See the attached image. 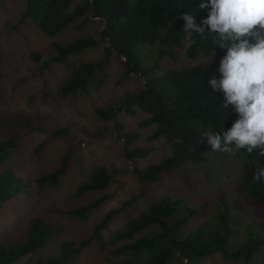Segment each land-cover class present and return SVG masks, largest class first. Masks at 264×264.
Instances as JSON below:
<instances>
[{"label": "trees", "instance_id": "obj_1", "mask_svg": "<svg viewBox=\"0 0 264 264\" xmlns=\"http://www.w3.org/2000/svg\"><path fill=\"white\" fill-rule=\"evenodd\" d=\"M209 0H24V10L12 30L19 33L21 26L30 24L43 34L56 38L74 26L76 32L87 27L94 20L104 25L98 36H83L68 42L54 40L51 43L53 55L45 58L40 51H32L30 57L43 74L52 65H61L70 71L68 78L59 86L58 96L82 94L90 96L99 91L107 81V64L112 53L123 59L124 71L120 81L136 77L143 86L134 92L125 93L118 102H109L96 107L94 112L104 122H112L111 132L123 142V152L132 165V170L140 182L138 194L123 202L120 207L108 211L95 225L92 235L77 243L64 239L57 252L49 256H39L31 264H76L79 256L93 240L101 242L102 230L119 215L128 214L140 202L146 208L136 217L128 220L123 228L116 231L110 241L111 249L106 258L107 264H192L221 254L225 262L252 264L257 252L264 245V234L249 232V238L235 250L228 243L235 234L234 216L226 200L221 208L200 223L195 229H187L191 220L199 213L196 206L186 205L184 199L163 197L151 201L148 185L158 183L172 169L181 170L188 165L203 168L206 177L215 173L212 166L218 157L231 158L245 166L242 192L246 199L262 207L264 215V181L257 182L254 173L264 168V156L244 150L232 154L214 152L201 137L205 132L227 131L238 119L234 107L227 110L221 106L223 93H214L209 81L218 71L226 49L217 47L214 35L205 29L203 36L196 32L190 35L186 47L183 13L195 15L196 23L208 16L209 9H201L202 3ZM204 27V26H201ZM106 44L105 54L98 60L71 61L73 56L96 49ZM145 48L157 54L152 64L143 65ZM184 50L191 59L207 57L210 60L194 66L161 69V60L176 59L174 50ZM214 52L216 55L213 57ZM144 54V56H142ZM155 74V75H154ZM2 72L0 70V82ZM1 85V83H0ZM135 108L148 114L141 120L138 129L155 126L150 140L164 139L171 148L170 156L158 164L146 167L137 165L139 160L152 154L153 148L137 146L139 132L127 131L118 120L120 113L131 116ZM105 131L100 130L99 134ZM52 137H69L68 126L51 130ZM45 142L37 147V152ZM19 146L18 136H0V168L14 155ZM70 155L61 158L59 166L52 172L42 174L34 182L39 189L58 186L66 174ZM115 172L103 165L93 167L89 179L82 182L72 194L81 198L93 192L105 191L115 180ZM26 178L13 169L0 174V211L5 205L27 192ZM113 194H103L91 202L70 209L68 218L87 221L90 216L113 198ZM62 232L61 227L35 217L30 221L26 241L18 245L0 242V264H15L23 257L36 254ZM117 258V260H113Z\"/></svg>", "mask_w": 264, "mask_h": 264}, {"label": "rangeland", "instance_id": "obj_2", "mask_svg": "<svg viewBox=\"0 0 264 264\" xmlns=\"http://www.w3.org/2000/svg\"><path fill=\"white\" fill-rule=\"evenodd\" d=\"M24 0H0V136H18L19 146L11 159L0 168V174L6 169H13L28 181L27 192L9 201L0 211V242L18 245L26 241L30 221L42 217L46 221L62 228L48 245L36 254L23 257L15 264H31L39 256H49L57 252L59 243L73 240L77 243L89 238L95 225L110 210L138 194L140 182L133 173L132 165L123 152V142L116 139L111 132L112 122H104L94 112L109 102H118L125 93L134 92L143 86L136 77L120 81L124 71L123 59L112 53L107 64V81L103 87L90 96L82 94L65 98L58 96L59 86L68 78L70 71L61 65H52L43 74L32 61L30 53L40 51L45 58L53 55L51 43L54 40L68 42L76 37L98 36L104 23L94 20L87 27L76 32L71 26L56 38L43 34L30 24L21 26L19 33L12 30L24 10ZM203 26V24L201 25ZM186 47L191 35L186 34ZM106 44L90 49L83 54L73 56L72 62L78 60H98L105 54ZM176 59L163 58L161 69L155 74L169 68L194 66L210 60L207 57L191 59L185 51L174 50ZM143 65L152 64L157 54L145 48ZM144 56V54L142 55ZM154 74V75H155ZM131 116L120 113L118 120L127 131H138L137 146L153 148L152 154L139 160V167L158 164L170 156L171 148L164 139L150 140L155 126L138 129L141 120L148 114L135 108ZM68 126L69 137H52L49 131ZM100 130L105 131L99 134ZM45 145L37 152V147ZM70 155L66 174L58 186L39 189L34 180L42 174L55 170L61 158ZM103 165L110 172H115L114 182L102 192H93L81 198H72L77 187L89 179L94 166ZM214 174L206 177L201 167L188 165L181 170L172 169L158 183L148 185L151 201L163 197L184 199L186 205L196 206L199 213L191 220L187 229H195L200 223L211 219L226 200L234 216L232 223L235 234L231 237L228 248L235 250L246 243L249 232L264 234V215L262 207L249 202L242 192L245 166L231 158H220L212 163ZM103 194H113L101 208L94 212L87 221L68 218L66 212L85 205ZM146 208L140 202L128 214L113 219L102 230L101 242L93 240L79 256L76 264H107L106 258L113 234L123 228L128 220L136 217ZM117 260V258L113 259ZM186 264H192L187 262ZM196 264H243L225 262L221 254L205 259ZM252 264H264V245L255 255Z\"/></svg>", "mask_w": 264, "mask_h": 264}, {"label": "clouds", "instance_id": "obj_3", "mask_svg": "<svg viewBox=\"0 0 264 264\" xmlns=\"http://www.w3.org/2000/svg\"><path fill=\"white\" fill-rule=\"evenodd\" d=\"M199 7L209 9L204 27L196 23L195 15L183 13V31L203 36L210 29L217 47L227 50L220 61V78L213 76L209 84L214 93H223L221 107L232 106L238 115L222 135L205 132L201 141L214 152L244 150L264 156V0H209ZM254 179L264 181V168L255 171Z\"/></svg>", "mask_w": 264, "mask_h": 264}]
</instances>
